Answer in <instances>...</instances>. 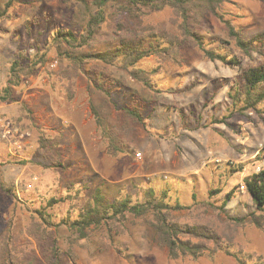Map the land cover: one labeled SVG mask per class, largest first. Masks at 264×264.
<instances>
[{
  "label": "rangeland",
  "instance_id": "1",
  "mask_svg": "<svg viewBox=\"0 0 264 264\" xmlns=\"http://www.w3.org/2000/svg\"><path fill=\"white\" fill-rule=\"evenodd\" d=\"M11 1V17L0 23V94L9 85L15 59L40 62L12 87L10 98L0 99V119L14 131L28 133L21 147L16 138L0 135V264H6L12 250L30 262L24 264H239L223 250L173 259L153 227L133 215L123 226L91 227L81 236L63 219H75L76 201L92 197L97 187L133 203L143 201L150 189L156 196L167 191L171 203L183 205L173 211L177 220L212 226L231 250L249 255L250 264H261L264 226L251 222V213L260 211L244 179L264 168V107L230 115L224 79L240 76L241 68L211 60L198 46L184 43L167 58L152 52L137 63L155 73L154 89L120 64L100 60L88 61L71 80L54 35L85 26L96 8L81 0ZM219 13L247 38L264 32V0H227ZM206 19L198 32L207 48L239 53L225 22L211 12ZM112 20L86 50L118 44L122 34ZM121 20L130 27L124 34L145 35L147 47L153 39L147 28L179 34L169 6L132 22ZM260 60L264 56L254 54L244 65ZM99 76H104L106 90L97 87ZM128 104L142 108L144 122L126 116ZM93 106L119 133L121 150L115 155L108 150ZM214 189L220 191L212 193ZM230 191L234 196L225 212L203 203L220 206ZM52 198L56 202L49 205ZM39 211L50 214L51 222L42 220ZM33 219L43 222L46 236L28 233ZM58 253L59 261L54 256Z\"/></svg>",
  "mask_w": 264,
  "mask_h": 264
},
{
  "label": "trees",
  "instance_id": "2",
  "mask_svg": "<svg viewBox=\"0 0 264 264\" xmlns=\"http://www.w3.org/2000/svg\"><path fill=\"white\" fill-rule=\"evenodd\" d=\"M86 6H94L96 10L90 14L85 26L79 28H68L58 30L54 35V42L57 44V52L61 60H68V78L76 77L83 66L90 60H100L106 63H117L129 70L133 78L140 81L150 89L155 88L151 76L155 73L137 66V63L152 52L162 57H168L169 51L182 44H194L198 46L204 55L211 60H219L227 65L241 68V75L231 79H224L229 86L228 105L230 115L233 112H245L246 110H261L264 107V60L255 64L244 65L246 57L254 58V54L264 56V32L257 33L250 38L243 35L242 31L236 28L230 21L225 20L219 13V8L227 0H81ZM12 1L9 0L4 6L0 4V23L3 19H9L11 14L9 7ZM169 6L178 20L179 34L168 30H149L148 35L152 41L145 44V35L124 34L130 27L121 19H128L131 22L136 16L144 15L148 11H155ZM140 12L137 14V12ZM211 12L223 20L228 28V34L235 41L239 53L231 54L229 51L209 49L206 46L205 38L198 32L201 26L207 24L206 14ZM112 21L116 32L121 33L116 46L105 50H86L96 41L104 25ZM132 31V30H131ZM220 47H225L221 45ZM44 60V57H42ZM40 60H30L27 57H20L12 62L11 79L5 88V94H0L1 100L10 98L12 87L18 85L22 76L32 73L34 67ZM97 87L106 90L103 83L104 76H99ZM72 83V82H71ZM93 114L96 122L108 142V150L115 155L121 150L119 133L112 129L107 120L93 106ZM127 117L137 122H144L142 108L137 104L124 106ZM218 122V119L215 121ZM244 186L251 195L260 213H251V222L259 227L264 226V168L247 176L244 179ZM214 189L212 193L219 192ZM234 196V191L225 194L222 204L216 205L211 201H203L208 207L225 212V207ZM167 191L160 196L150 189L145 194L143 201L133 203L128 197H109L102 187H97L90 198H79L73 207L78 209V215L72 219L71 215L63 219L71 229L76 230L81 236L86 237L91 227L100 228L105 225L110 230L124 225L129 215L145 219L154 229L158 241L167 247L169 256L173 259L184 257L199 258L207 253H214L223 250L233 256L239 264H250L249 255H244L230 249V244L225 242L222 235L212 226L185 223L177 220L173 211L183 207L179 202L173 204L168 199ZM56 202L55 198L49 201V205ZM41 219L51 222L50 214L39 211ZM237 223L242 219L233 218ZM30 234L46 236L47 229L43 222L33 219L27 227ZM53 252L56 247L51 248ZM59 261L61 255H54ZM213 256V255H209ZM262 259V257H259ZM30 263L11 251L6 264ZM264 264V261L261 263Z\"/></svg>",
  "mask_w": 264,
  "mask_h": 264
},
{
  "label": "built area",
  "instance_id": "3",
  "mask_svg": "<svg viewBox=\"0 0 264 264\" xmlns=\"http://www.w3.org/2000/svg\"><path fill=\"white\" fill-rule=\"evenodd\" d=\"M56 64L57 63L54 62L52 65L55 66ZM0 135L5 139H11L12 137L16 138L15 143L18 145V147H21L22 139H24L28 135V133L19 132L17 130L14 131V128L10 125L9 122L0 119Z\"/></svg>",
  "mask_w": 264,
  "mask_h": 264
}]
</instances>
